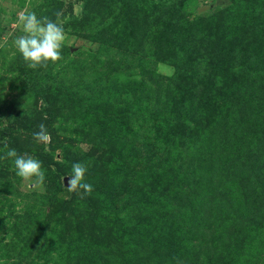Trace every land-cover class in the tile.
Masks as SVG:
<instances>
[{
	"label": "rangeland",
	"instance_id": "1",
	"mask_svg": "<svg viewBox=\"0 0 264 264\" xmlns=\"http://www.w3.org/2000/svg\"><path fill=\"white\" fill-rule=\"evenodd\" d=\"M25 8L67 18L62 60L12 46ZM5 35L0 156L45 181L0 159V264H264V0H0Z\"/></svg>",
	"mask_w": 264,
	"mask_h": 264
},
{
	"label": "clouds",
	"instance_id": "2",
	"mask_svg": "<svg viewBox=\"0 0 264 264\" xmlns=\"http://www.w3.org/2000/svg\"><path fill=\"white\" fill-rule=\"evenodd\" d=\"M83 12V3L74 5L73 14L79 18ZM56 19L47 16L38 17L35 11L25 8L21 11L15 21L16 27L21 34L12 39V46L19 52L28 67L36 69L46 67L49 62L57 63L63 59L62 48L69 40L64 24L67 18H61V13L57 12ZM9 47V36L0 37V50ZM174 72L170 70L167 75ZM46 106V105H44ZM38 131L33 133L34 140L49 144L51 134L44 124L38 125ZM0 159H10L15 169L17 177L24 181H30L31 187L43 191L45 181V171L42 161L30 155H20L14 148H7ZM87 167L81 162L72 164V174L67 177L66 187L69 192L82 190V195L91 194L93 188L90 183L84 182Z\"/></svg>",
	"mask_w": 264,
	"mask_h": 264
},
{
	"label": "trees",
	"instance_id": "3",
	"mask_svg": "<svg viewBox=\"0 0 264 264\" xmlns=\"http://www.w3.org/2000/svg\"><path fill=\"white\" fill-rule=\"evenodd\" d=\"M20 117H21L20 115H17L15 117L14 122L17 121L18 125H20L23 129H32L33 127H36L38 129V125L41 124V123L33 122L32 120L24 122ZM44 125L47 127V130H48L49 125L48 124H44ZM14 129H15L14 127H10L9 129L0 132V143L2 139H4L5 137L4 135L11 134ZM85 200H87V198Z\"/></svg>",
	"mask_w": 264,
	"mask_h": 264
},
{
	"label": "water",
	"instance_id": "4",
	"mask_svg": "<svg viewBox=\"0 0 264 264\" xmlns=\"http://www.w3.org/2000/svg\"><path fill=\"white\" fill-rule=\"evenodd\" d=\"M64 180L66 181L67 179H66V178H64Z\"/></svg>",
	"mask_w": 264,
	"mask_h": 264
}]
</instances>
